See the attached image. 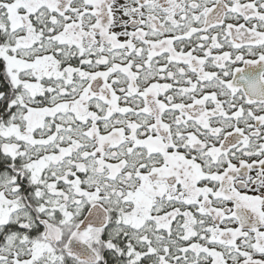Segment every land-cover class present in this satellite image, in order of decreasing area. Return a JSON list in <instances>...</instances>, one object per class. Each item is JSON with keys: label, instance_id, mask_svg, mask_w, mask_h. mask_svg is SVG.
Returning <instances> with one entry per match:
<instances>
[{"label": "flooded vegetation", "instance_id": "flooded-vegetation-1", "mask_svg": "<svg viewBox=\"0 0 264 264\" xmlns=\"http://www.w3.org/2000/svg\"><path fill=\"white\" fill-rule=\"evenodd\" d=\"M18 1L31 110L93 125L117 181V263L264 262V0Z\"/></svg>", "mask_w": 264, "mask_h": 264}, {"label": "trees", "instance_id": "trees-1", "mask_svg": "<svg viewBox=\"0 0 264 264\" xmlns=\"http://www.w3.org/2000/svg\"><path fill=\"white\" fill-rule=\"evenodd\" d=\"M22 13L23 8L18 0H0V186L2 184L15 186L16 189L13 192L17 197L14 203H11L15 211L14 215L0 224V244L7 245L10 243L8 239L11 238L16 245L22 247L29 243L30 252L31 254L33 252L35 257L51 249L59 256L54 259L59 264H75V262L85 264L66 254L64 243L66 244L70 234L91 204H87L78 217L68 216L65 220L64 215H61L58 210L47 207L46 201L40 196L43 185L47 191L53 187L48 185L50 178L48 181V178L44 177V171L39 179V171L34 169L38 167L34 161L41 153L39 146L49 147L50 144H54L53 141L59 139L61 130L70 126L65 125L61 129L56 124L44 121L38 112L31 110L33 99L30 93L25 91L26 89L34 90V87L32 86L33 89L29 87V83L25 80L28 76L26 68L30 65L26 61L27 58L21 56L24 50L19 51L26 46L18 31L19 14ZM12 14L15 16L11 17ZM36 93V99H43V96ZM54 110L51 111L52 116ZM13 142L19 145L14 155L4 150V144L12 145ZM57 182L60 183V181ZM62 209V212L69 210L67 203ZM52 211H55V214L50 216L49 213ZM43 219H48L64 228L61 243L53 245L43 238ZM68 220L72 221L71 225L67 224ZM118 226V220L114 218L105 229L92 234L89 244L100 254V264H114L122 259L123 237L114 232ZM39 256L45 260H51L48 256L45 258Z\"/></svg>", "mask_w": 264, "mask_h": 264}, {"label": "rangeland", "instance_id": "rangeland-1", "mask_svg": "<svg viewBox=\"0 0 264 264\" xmlns=\"http://www.w3.org/2000/svg\"><path fill=\"white\" fill-rule=\"evenodd\" d=\"M21 32L22 35L23 29H21ZM65 125L70 127L61 131L59 139L53 141L54 144H50L49 147L39 146L41 153L34 161L38 167H34V169L39 171V179L42 171H44V177H47L48 181L50 178L48 185H51L53 189L47 191L45 185H43V191H40V196L46 201L47 207L58 210L67 220L68 216L78 217L87 204L100 201L105 205L103 197L106 196V190L109 186H117V181L110 182L107 179L106 169L103 168V163L105 161L107 163V155L103 151L97 152L95 135L86 134L87 131L92 130L93 125L81 124L77 121L74 125L69 122ZM15 139L17 140L16 137ZM16 142L12 143L13 148L12 145L4 144V150L9 154H16L14 152L19 147ZM119 177L117 176L116 179H119ZM57 181H60V183ZM15 189L16 187L12 185L2 184L0 186V224L8 221L6 219L14 215L15 211L11 203H14L17 199L13 192ZM115 197L117 198L118 194ZM65 203H67L69 210L62 212ZM49 214L53 216L55 211ZM71 223L70 220L67 224L71 225ZM63 235L61 242L63 241ZM35 245L38 247L37 244ZM54 252L49 249V251L44 252V255L54 260L59 257ZM8 253L9 250L6 249L4 255L7 256ZM4 255L1 254L0 260Z\"/></svg>", "mask_w": 264, "mask_h": 264}, {"label": "water", "instance_id": "water-1", "mask_svg": "<svg viewBox=\"0 0 264 264\" xmlns=\"http://www.w3.org/2000/svg\"><path fill=\"white\" fill-rule=\"evenodd\" d=\"M42 223L44 225L43 238L53 245L59 243L62 240V229L48 219H43ZM108 224V209L100 202L92 203L70 234L65 245L66 254L78 261L97 264L100 257L88 241L92 237L93 230L105 229ZM241 264H264V262L258 259H246Z\"/></svg>", "mask_w": 264, "mask_h": 264}]
</instances>
